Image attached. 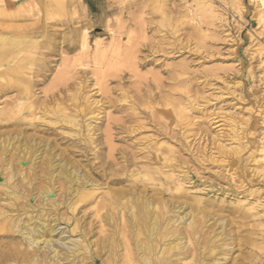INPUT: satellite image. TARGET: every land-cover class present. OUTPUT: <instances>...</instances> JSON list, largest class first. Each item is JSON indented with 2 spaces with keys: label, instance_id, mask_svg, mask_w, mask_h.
Wrapping results in <instances>:
<instances>
[{
  "label": "rangeland",
  "instance_id": "obj_1",
  "mask_svg": "<svg viewBox=\"0 0 264 264\" xmlns=\"http://www.w3.org/2000/svg\"><path fill=\"white\" fill-rule=\"evenodd\" d=\"M67 1L72 4L63 0H0V76L17 84L1 97L4 103L10 105L21 96L22 110L28 104L33 106L30 114L23 110L26 118L37 116L45 105L54 108L53 101L61 94L63 99L57 101L65 107V113L75 115L79 123L90 122L98 128L93 134L98 138L96 147H92L77 142L76 125L38 123L35 132L28 127L40 144L50 142L51 152L77 160L82 173H87L90 167L99 172L92 177L99 182L98 192L75 203L77 211L64 206L65 199L71 196L67 195V185L55 180L54 197L57 203H62L58 212L66 209L58 213L57 228L76 238L80 235L78 231L70 230L78 219L89 243V256L82 252L83 259H76L75 264H115V209L106 196L115 189V184L108 180L109 172L115 175V165L105 169L103 160L110 151L108 158L115 161V147L151 134L143 132L119 140L115 136V119L125 115L117 111L115 101L123 91L135 94V73L148 78L158 74L167 87L171 84L168 76L174 75L173 68L176 74L183 72V77L189 76L193 81L190 86L196 102L193 116L199 126L192 130V151H184L182 157L188 160L191 177L185 183L187 199L200 198L209 205L207 212L214 216L203 227V237L217 228L223 218L226 235L231 233L233 237L226 240L233 250L225 264H232L242 252L255 254L253 264H264V0ZM12 36L23 42L4 56L1 50ZM134 55L138 57L137 65H132ZM145 56L146 60H153L143 64L141 58ZM15 63L20 65L14 66ZM27 67L33 71L30 88L23 81L29 76ZM59 74L67 80L59 82ZM27 87L29 91L22 90ZM89 96L90 100L92 97L100 100L101 108L93 111L96 120L90 118L94 113L87 115L88 111L81 107L83 99ZM2 125L1 140L5 135ZM36 166L39 174L40 165ZM27 170L26 167L23 170L25 175ZM36 176L41 183L38 179L30 183L33 181V201L39 205L38 190L46 181ZM17 178L18 184L27 186V181ZM76 200L75 196L71 202ZM95 200L105 205L100 207L99 215ZM108 211L112 213L113 224L104 220ZM34 214L42 217L45 214L47 222L53 223L52 217L57 213ZM54 236L58 237L56 233ZM244 237H249L250 243L239 246V239ZM220 241L224 242L218 239L217 245H222ZM106 244L110 250L103 248ZM60 253L67 257L63 251ZM187 259L177 264H195V260ZM128 263L121 260L116 264ZM56 264L69 262L59 258Z\"/></svg>",
  "mask_w": 264,
  "mask_h": 264
},
{
  "label": "bare ground",
  "instance_id": "obj_2",
  "mask_svg": "<svg viewBox=\"0 0 264 264\" xmlns=\"http://www.w3.org/2000/svg\"><path fill=\"white\" fill-rule=\"evenodd\" d=\"M63 1L72 4L70 1ZM14 37L12 36L16 39ZM13 39L10 37L6 39L1 50L4 56L10 55L13 46L23 42ZM131 59L132 65L139 64L135 62L138 59L136 55ZM141 59L143 64L153 60V58L146 60V56ZM13 60L9 62V68ZM19 65V63L14 64V66ZM27 69H30L27 72L29 76L24 77L23 81L30 88L29 83H33L30 74L33 71L29 67ZM174 70L176 68H173L174 75L168 76V80L171 81L168 82L171 84L167 87L163 85L158 74H152L151 78H148L147 75L140 76L135 73L137 78L134 85L135 94L128 95L123 91L115 101L117 111L125 115L115 119V136L119 140L125 141L126 137L131 139L143 132H151V134L133 138L132 144L126 143V146L115 147V161L108 158L111 155L110 151L105 160L102 159L105 169L110 170L115 165V175L113 172L108 173L110 175L108 180L115 184V189H112L111 185L112 192H107L108 195H106L107 200L111 202L108 203L115 209V264L121 260L129 262L128 264H177L186 258H190V261L195 260V264H225L229 259V252L233 250V246L230 247L226 241L233 240V237L231 233L226 235L224 219L218 222L217 228L207 232L208 234L203 237V227L214 216L207 212L209 205L203 204L200 198L192 197L189 202L186 197L188 189L185 183L191 177L188 160H184L182 155L184 151L188 153L192 151V130L198 129L199 123L193 116L196 111V102L190 90L193 84L192 78L183 77V72L176 74ZM61 74L58 75L57 80L66 81L67 79ZM19 80L22 81V78ZM11 81L0 76V123H3L2 127L5 129L2 140L0 137V264H56L59 258L69 264H75L76 259L78 261L83 259L84 252L89 253V243L84 238L86 231L82 229V222H78V219H75L70 230V232L78 231L80 235L76 238H70L67 230L57 228L58 210L62 203H57L54 197L55 180H62L67 185V195L71 196L68 200L65 199L64 206L76 209L75 203L90 199L98 192L99 182L92 177L99 172L97 170L95 172V169L90 167L87 173H82L77 160L51 152L50 142L44 141L40 144V140L36 141L35 135L28 132V127L35 132L38 123L76 125L79 128V132H76L78 133L77 142H84L89 146H94L96 143L98 138L93 134L98 128L90 122L85 125L82 122L79 123L75 115L65 113V107L57 101L62 98L61 94L58 95L57 100L53 101L56 103L54 108L45 105L39 110L40 114L26 118V113L30 114L28 112H31L33 106L24 104L25 110H23L26 113H23V103L19 100L21 96H17L10 105L1 100L5 93L15 88L16 83ZM118 81L121 85L122 77H119ZM18 84L20 86L19 82ZM27 88L19 89L29 91ZM99 102L100 100L93 97L90 100L89 96L83 99L82 104L81 101L79 104L88 111V115L93 114L94 110L99 111L101 108L100 105L98 106ZM46 117L58 121H47ZM90 118L96 120L98 117L95 114ZM85 137L86 141L83 140ZM37 164L41 169L39 174H36ZM25 167L28 169L27 175L23 171ZM33 173L41 177V181L42 179L46 181L38 190L40 206L33 201L32 197L33 181L30 183V180L35 181L37 177L32 176ZM17 177L27 181L26 185L32 188L21 182L18 184ZM75 196L78 200L72 203L71 200ZM102 203L100 200L96 204L97 215H99L100 207L105 206ZM35 211L57 214L54 217L51 216L53 218L51 224L47 222L48 218L46 219L45 214L43 217L42 214L36 216ZM65 211L62 210V212ZM104 220L106 223L113 224L112 213L109 211L105 213ZM55 233L57 238L54 236ZM218 239L224 240V242L220 241L223 242L220 243L222 245H217ZM239 242V246L246 247L250 239L244 237L243 240L239 239ZM107 244L103 248L110 250ZM61 251L67 257L63 258ZM205 254L211 257L207 258ZM253 256L255 254L242 252L232 264H253Z\"/></svg>",
  "mask_w": 264,
  "mask_h": 264
}]
</instances>
